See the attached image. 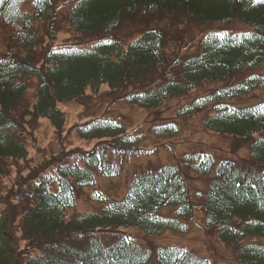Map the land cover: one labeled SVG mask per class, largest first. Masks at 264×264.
Masks as SVG:
<instances>
[{
    "label": "trees",
    "instance_id": "16d2710c",
    "mask_svg": "<svg viewBox=\"0 0 264 264\" xmlns=\"http://www.w3.org/2000/svg\"><path fill=\"white\" fill-rule=\"evenodd\" d=\"M58 1L0 3L1 24L16 30L8 45L17 50L0 57V177L5 174L3 162L27 157L15 115L28 105L26 92L33 77L38 80L35 101L22 114L47 119L58 145L57 153L51 151L45 162L26 175L18 196L13 198L20 201L19 208L0 210V264H148L152 260L154 264H213L177 247L156 248L152 257L129 234L119 231L135 227L150 236L178 227L173 219L157 216L164 206L174 207L178 216L189 218L192 205L184 178L188 172L200 177L212 175L204 193H199L203 202L202 226L212 229L219 241L232 248L239 264H264V103L216 107L215 113L202 121L204 128L212 132L251 139L249 157L262 169L260 175L242 172L231 160L215 163L209 155L186 154L182 167L163 165L137 175L122 199L111 201L97 212L69 217L66 211L74 206L78 191L93 186L96 174L115 177L119 164L111 157L132 152L136 140L126 136L123 126L109 117L77 123L63 134L67 119L58 107L59 103L81 98L87 88L91 93H97L102 85L110 90L121 89L165 63L167 26L145 29L126 46L107 37L121 26L123 15L136 12L144 16L182 14L203 24L237 19L250 30L232 35L206 34L197 55L180 56L174 62L178 70L172 76L155 87L133 88L123 96L126 103L159 108L165 99L189 94L200 86L224 84L241 73H246L242 81L211 89L199 96L188 112L202 110L211 100L237 99L264 88V71L259 69L264 63V2L76 0L66 12V20L76 32L95 43L31 53L37 40L35 25L55 20ZM26 3L30 7L22 10ZM172 130L173 126L168 125L156 128L161 136ZM73 131L80 139L96 140V144L87 150L78 146L66 149L64 138ZM14 227L20 240L26 242V249H39L38 254L19 250ZM68 239L76 244L67 243Z\"/></svg>",
    "mask_w": 264,
    "mask_h": 264
},
{
    "label": "rangeland",
    "instance_id": "374dc122",
    "mask_svg": "<svg viewBox=\"0 0 264 264\" xmlns=\"http://www.w3.org/2000/svg\"><path fill=\"white\" fill-rule=\"evenodd\" d=\"M73 1L75 0L58 1L55 20L38 22L35 25L37 34L34 36L37 40L30 49L31 53H40L43 50L47 52L51 48L55 50L56 48L71 46L89 47L95 43L94 39L76 32L66 20L67 8L71 6ZM29 7L30 4L26 3L21 9H28ZM164 26H167V29L164 30L166 61L163 65L147 74H141L136 82H129L121 89L110 90L106 85H102L97 93H91L87 88L81 98L59 105L67 119L63 134L68 132L66 128L73 127L80 122L84 123L92 117H110L123 126L126 136H132L136 140L135 149L132 152L116 154L111 157L116 164H119L117 177L104 178L96 174L93 186L78 191L74 207L66 212L67 217L76 213L98 211L102 205L93 199L96 196L105 195L107 200H120L125 194L128 182L136 175L154 171L163 165L178 166L179 164L182 167L184 154L206 153L215 161L222 159L233 161L238 169L247 172L249 175H260L262 169L249 157L248 148L251 139L213 133L203 127L202 121L206 118L205 116L214 113L218 106L220 108L223 106L242 107L264 102V89H254L237 99L221 102L211 100L202 110L188 112L191 104L199 96L208 94L211 89L215 91L216 88L227 83L240 82L246 73H241L224 84L212 83L200 86L192 92L190 91V94L164 100L162 105L155 109L130 105L123 99L124 94L131 92L133 88L139 89L143 86L144 89H148L155 87L172 76L178 70V66H175L174 62L179 61L178 58L185 54L196 55L198 42L204 34L219 31L231 34L247 29L237 19L229 22L203 24L188 19L182 14L158 13L156 16H144L136 12L123 15L121 26L111 31L107 37L122 42L123 46H126L145 29H162ZM13 34H16V30L3 26L0 21V57H6L9 50L17 51L8 45V39L14 36ZM34 60L37 62L36 58ZM37 64L41 65V62ZM259 69L264 71V63ZM37 85L38 80L34 77L28 81L26 92L28 105L24 106L29 107L35 101L34 91ZM26 107L19 109L15 116L18 117L17 121L19 122L17 123L18 132H21V139L27 147V157L22 160L10 159L3 162L5 174L0 177V210L19 208L20 201L13 198L18 196V190L22 188L26 175L31 170L36 169L40 162H45L51 151L53 153L58 152V145L50 122L40 117L23 115L22 113L29 111ZM187 112L186 117L179 115V113L185 115ZM170 123L175 124L173 133L165 136L157 133L156 127ZM64 140L66 149L78 146L82 150H87L96 144V140L80 139L74 131L66 134ZM185 174V183L189 190L192 205V213L188 219L184 220L178 217L175 208L162 207L158 214L167 220L176 219L178 227L168 228L157 236H147L135 228L120 231L123 234H129L134 242L142 250L150 252L152 257L157 247L181 246L186 247L197 257L207 259L213 264H239L234 258L232 248L219 241L212 229L202 226L203 202L199 193H204L211 176L199 177L193 172ZM10 222L17 225V221L14 219H11ZM180 222L184 223L186 227L180 228ZM13 233L18 240L20 251L23 250L22 252L32 255L39 253V249L33 247L26 249L27 244L20 240V233L16 227H14ZM262 242L264 243V240ZM67 243L76 244L73 239H68ZM148 264H154V260Z\"/></svg>",
    "mask_w": 264,
    "mask_h": 264
},
{
    "label": "snow or ice",
    "instance_id": "6c2138e0",
    "mask_svg": "<svg viewBox=\"0 0 264 264\" xmlns=\"http://www.w3.org/2000/svg\"><path fill=\"white\" fill-rule=\"evenodd\" d=\"M3 2V0H0V3H2ZM255 2H264V0H255ZM97 195H99V194H97Z\"/></svg>",
    "mask_w": 264,
    "mask_h": 264
}]
</instances>
